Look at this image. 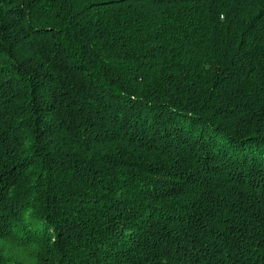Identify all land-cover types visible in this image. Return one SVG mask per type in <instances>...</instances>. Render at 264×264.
<instances>
[{"label": "trees", "instance_id": "16d2710c", "mask_svg": "<svg viewBox=\"0 0 264 264\" xmlns=\"http://www.w3.org/2000/svg\"><path fill=\"white\" fill-rule=\"evenodd\" d=\"M0 264H264V0H0Z\"/></svg>", "mask_w": 264, "mask_h": 264}, {"label": "rangeland", "instance_id": "374dc122", "mask_svg": "<svg viewBox=\"0 0 264 264\" xmlns=\"http://www.w3.org/2000/svg\"><path fill=\"white\" fill-rule=\"evenodd\" d=\"M11 244V243H10ZM12 246H14L13 244H11Z\"/></svg>", "mask_w": 264, "mask_h": 264}]
</instances>
